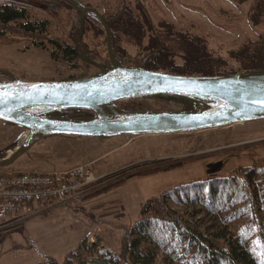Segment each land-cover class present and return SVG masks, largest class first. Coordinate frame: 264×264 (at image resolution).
Here are the masks:
<instances>
[{
  "label": "rangeland",
  "instance_id": "obj_1",
  "mask_svg": "<svg viewBox=\"0 0 264 264\" xmlns=\"http://www.w3.org/2000/svg\"><path fill=\"white\" fill-rule=\"evenodd\" d=\"M190 1L200 2L190 6H163L157 13L178 26L198 25L196 31L206 34L209 46L217 53L227 55L229 49L237 48L246 38L264 33V14L258 17L259 23L249 20L250 9L251 15L254 11L261 12L260 2L248 5L244 3L250 0H220L213 4L205 0ZM255 5L259 8L252 9ZM66 14L70 20L78 15L63 8L59 17L64 20ZM69 24V20H52L49 29L52 35L61 37ZM98 24L99 27L89 26L85 40L93 50L90 55L97 57V61H105L106 34ZM129 50L135 52L133 47ZM81 65L72 68L63 59L50 60L47 50L34 47L32 40L23 35L11 34L0 39V68L16 71L28 79L78 78L96 73L90 64ZM119 104L127 109L147 110L182 107L180 102L168 97L127 99ZM24 133L23 127L0 120V154L3 156ZM111 148L116 149L105 153ZM263 155L264 119L192 132L124 135L107 140L72 136L41 140L14 164V171L62 169L92 162L104 177L89 186L86 194H73L66 202L48 200L31 204L13 220L0 221V264H34L46 254L63 264L65 253L84 236L91 241L101 237L104 244L118 250L124 226L138 218L143 202L149 197L159 196L182 181L213 173L228 174ZM173 163L178 165L138 175ZM171 206L177 210L185 208L174 202Z\"/></svg>",
  "mask_w": 264,
  "mask_h": 264
},
{
  "label": "trees",
  "instance_id": "obj_2",
  "mask_svg": "<svg viewBox=\"0 0 264 264\" xmlns=\"http://www.w3.org/2000/svg\"><path fill=\"white\" fill-rule=\"evenodd\" d=\"M260 7L259 14L251 15L250 9L249 20L255 24L264 14V1ZM133 14L120 9L111 20L106 18L115 53L123 64L198 75L264 69V33L246 38L224 55L211 49L209 38L196 31V24L178 26L171 20H142ZM22 16L18 8L0 7V30ZM19 25L35 28L31 22ZM130 47L135 49L133 54ZM171 202L184 210L173 208ZM34 264L59 263L46 254ZM63 264H264V155L228 174L182 181L149 197L138 218L124 226L118 250L104 244L101 237L91 241L84 236L65 253Z\"/></svg>",
  "mask_w": 264,
  "mask_h": 264
},
{
  "label": "water",
  "instance_id": "obj_3",
  "mask_svg": "<svg viewBox=\"0 0 264 264\" xmlns=\"http://www.w3.org/2000/svg\"><path fill=\"white\" fill-rule=\"evenodd\" d=\"M80 10H93L84 8ZM107 31L110 67L78 78L27 80L10 74L0 81V120L23 127V137L0 158V171L41 140L56 136L92 137L169 134L232 126L264 119V69L236 73L181 74L125 65L114 54ZM168 97L182 107L127 109V99ZM91 113L83 118H72Z\"/></svg>",
  "mask_w": 264,
  "mask_h": 264
},
{
  "label": "flooded vegetation",
  "instance_id": "obj_4",
  "mask_svg": "<svg viewBox=\"0 0 264 264\" xmlns=\"http://www.w3.org/2000/svg\"><path fill=\"white\" fill-rule=\"evenodd\" d=\"M218 1L220 0H205V2L210 4ZM261 1L264 0H250V3L248 2L244 4L253 5L256 2L261 3ZM199 2H192L190 0H0V7L13 6L23 12L22 17L11 20L8 25H5L3 30H0V39L6 38L11 34L20 35V37H22V35L26 36L32 40L34 47L41 48L45 52L47 50L50 60L63 59L65 60V63H67L72 68L81 67V64L83 63L88 65L90 64L91 68H94V72H97L102 67L111 66V60L108 52L107 31L102 18L106 22V18L111 20L112 16L120 9H128L134 13L133 15L135 18H140L142 20L148 18L152 21H159L162 19H167L161 17L160 15L162 14L157 13V10L163 8V6H190ZM243 2L244 1H241L240 3L243 4ZM78 6L84 8L92 7L98 12L93 10L82 11L78 8ZM101 6H104L105 9L102 10ZM107 7L108 9L106 10ZM63 8H66L69 10V12L76 11L78 15L70 20L68 14H66L64 17L67 16V18L63 20L59 17L60 10L63 11ZM52 20L57 22L70 21L68 29L64 31V35H61L63 39L58 35L51 34L49 27L52 24ZM19 22L24 24L31 22L35 25V28H19ZM98 23L103 25L106 34V51L108 58L105 61L102 59L103 62L102 60L97 61V57H92L90 55L93 50L89 46V43L85 40V34L89 26L99 27ZM110 33L114 54L119 59L115 53V44L113 42L111 30ZM37 36L40 38H36ZM8 72L14 76L27 80H50L34 77H30L28 79L16 71L0 68V81L9 80L10 74ZM90 115L91 113H85L81 115L78 113H71L72 118H83ZM1 157L2 155L0 154V158Z\"/></svg>",
  "mask_w": 264,
  "mask_h": 264
},
{
  "label": "built area",
  "instance_id": "obj_5",
  "mask_svg": "<svg viewBox=\"0 0 264 264\" xmlns=\"http://www.w3.org/2000/svg\"><path fill=\"white\" fill-rule=\"evenodd\" d=\"M103 177L92 162L52 170L0 171V221L15 217L31 204L66 202L73 194H86Z\"/></svg>",
  "mask_w": 264,
  "mask_h": 264
},
{
  "label": "crops",
  "instance_id": "obj_6",
  "mask_svg": "<svg viewBox=\"0 0 264 264\" xmlns=\"http://www.w3.org/2000/svg\"><path fill=\"white\" fill-rule=\"evenodd\" d=\"M133 139V137L129 140V141H131ZM125 144V143H124ZM118 147V146H117ZM116 147V148H117ZM116 148H111L110 150H108V151H106L105 153H108V152H110L111 150H114V149H116Z\"/></svg>",
  "mask_w": 264,
  "mask_h": 264
}]
</instances>
